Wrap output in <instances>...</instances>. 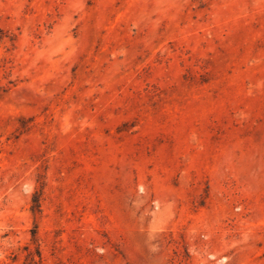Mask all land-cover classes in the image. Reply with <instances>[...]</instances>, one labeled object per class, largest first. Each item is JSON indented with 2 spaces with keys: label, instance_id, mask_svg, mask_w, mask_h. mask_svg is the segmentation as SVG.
Listing matches in <instances>:
<instances>
[{
  "label": "rangeland",
  "instance_id": "obj_1",
  "mask_svg": "<svg viewBox=\"0 0 264 264\" xmlns=\"http://www.w3.org/2000/svg\"><path fill=\"white\" fill-rule=\"evenodd\" d=\"M0 264H264V0H0Z\"/></svg>",
  "mask_w": 264,
  "mask_h": 264
}]
</instances>
